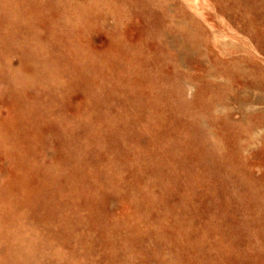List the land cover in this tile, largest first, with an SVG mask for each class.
Segmentation results:
<instances>
[{
	"label": "rangeland",
	"instance_id": "rangeland-1",
	"mask_svg": "<svg viewBox=\"0 0 264 264\" xmlns=\"http://www.w3.org/2000/svg\"><path fill=\"white\" fill-rule=\"evenodd\" d=\"M92 1L0 0V229L73 264H264V0Z\"/></svg>",
	"mask_w": 264,
	"mask_h": 264
},
{
	"label": "bare ground",
	"instance_id": "bare-ground-1",
	"mask_svg": "<svg viewBox=\"0 0 264 264\" xmlns=\"http://www.w3.org/2000/svg\"><path fill=\"white\" fill-rule=\"evenodd\" d=\"M32 1V0H31ZM89 1H91V2H94V1H92V0H89ZM96 1V0H95ZM100 1V0H99ZM108 1H110V0H108ZM138 1V0H137ZM144 1H146V0H144ZM70 2H72V1H70ZM162 2V1H161ZM10 3V2H9ZM21 3V2H20ZM75 3L78 5V3H77V1H75ZM81 3V2H80ZM84 3V4H83ZM82 3V5H83V7L85 6V2H83ZM94 3H96V2H94ZM138 3V2H137ZM43 4V3H42ZM73 4V3H72ZM72 4H71V6L69 5V7H72ZM87 4V3H86ZM104 4V3H103ZM106 4V3H105ZM123 4V3H122ZM159 4V3H158ZM162 4V3H161ZM168 4V3H167ZM21 5H23V3L21 4ZM29 5V4H28ZM77 5H75V6H77ZM90 5V4H89ZM95 5H97V4H95ZM124 5H127L126 3L124 4ZM129 5V4H128ZM127 5V6H128ZM134 5V4H133ZM139 5V4H138ZM149 5V4H148ZM150 5H152V4H150ZM164 4H162V6H163ZM87 6V5H86ZM91 6V5H90ZM89 6V7H90ZM106 6V5H105ZM162 6H160V7H162ZM165 6H168V5H165ZM17 7V6H16ZM29 8H30V5L28 6ZM68 7V8H69ZM88 7V8H89ZM144 7V6H143ZM5 8V7H4ZM14 8V7H13ZM101 8H103V7H101ZM108 8V7H107ZM131 8V7H130ZM149 8V7H148ZM153 8V5H152V7H151V9ZM163 8V7H162ZM161 8V9H162ZM25 9V8H24ZM103 9H105V8H103ZM103 9L101 10V13H102V11H103ZM150 9V8H149ZM165 9V8H164ZM15 10V8L13 9V11ZM25 10H27V7H26V9ZM72 10V9H71ZM106 10V9H105ZM156 10V9H155ZM167 10V9H166ZM13 11H12V13H13ZM107 12H108V10H106ZM131 11H132V9H131ZM23 12H25V11H23ZM27 12L29 13V9H28V11H26V14H27ZM150 12V11H149ZM153 12V11H152ZM4 13H5V11H4ZM15 13V12H14ZM104 13H105V11H104ZM133 13V12H132ZM30 14H32L31 12H30ZM111 14V13H110ZM134 14V13H133ZM162 14H163V12H162ZM169 15V17L172 15V14H170V13H168ZM14 15V14H13ZM27 15H29V14H27ZM99 15V14H98ZM105 15V14H104ZM135 15V14H134ZM29 16H31V15H29ZM42 16H44V15H42ZM41 16V17H42ZM103 16V15H102ZM180 16H183V15H180ZM1 17V16H0ZM4 17V16H3ZM32 17V16H31ZM68 17L70 18V16L68 15ZM68 17H67V20H68ZM105 17V16H104ZM103 17V18H104ZM111 17V16H110ZM110 17H108V18H110ZM11 18V17H10ZM29 19H30V17H28ZM43 18V17H42ZM103 18H102V20H103ZM107 18V17H106ZM105 18V19H106ZM172 18V17H171ZM175 18V17H174ZM176 18H177V16H176ZM180 18V17H179ZM185 18V17H184ZM7 19V18H6ZM104 19V20H105ZM173 19V18H172ZM35 21L36 23H37V20L38 19H33L32 18V21ZM171 20V19H170ZM185 20V19H184ZM122 21V20H121ZM103 22V21H102ZM102 22L100 23V24H102ZM174 22V21H173ZM2 23V22H1ZM32 23H34V22H32ZM107 23V22H106ZM106 23H104V24H106ZM2 25V24H1ZM32 25V24H31ZM107 25V24H106ZM186 25H187V23H186ZM188 26H189V24H188ZM35 27L37 28V26L35 25ZM80 27V26H79ZM172 27V26H171ZM23 28V27H22ZM21 28V29H22ZM38 28H39V25H38ZM189 28V27H188ZM190 28H191V26H190ZM190 28H189V30H190ZM114 29V28H113ZM171 29V28H170ZM175 29V28H174ZM192 29V28H191ZM53 30V29H52ZM111 30V29H110ZM168 30V29H167ZM177 30V29H176ZM188 30V29H187ZM114 31H115V29H114ZM171 31H172V29H171ZM170 31V32H171ZM4 33V32H3ZM70 33V32H69ZM161 34H162V32H160ZM172 34H173V31L171 32ZM180 33V32H179ZM40 34H42L41 32H40ZM52 35H53V32L51 33ZM50 34V35H51ZM57 34V33H56ZM59 34V33H58ZM175 34H177L176 32H175ZM193 34V33H192ZM9 35V34H8ZM55 35V34H54ZM163 35H164V33H163ZM174 35V34H173ZM178 35V34H177ZM181 35V34H180ZM11 36V35H10ZM161 36V35H160ZM165 36V35H164ZM192 36H195V35H192ZM9 37V36H8ZM52 37V36H51ZM61 37H63V35H61ZM149 37V36H148ZM166 37V36H165ZM164 37V38H165ZM5 38H7V37H5ZM64 38H65V36H64ZM147 38V37H146ZM182 38V37H181ZM195 38V37H194ZM194 38H193V40H194ZM20 39H22V38H20ZM110 39V38H109ZM148 39V38H147ZM162 39V38H161ZM183 39V38H182ZM187 39V38H186ZM29 40V39H28ZM53 40V39H52ZM55 40V39H54ZM54 40H53V42H54ZM177 40V39H176ZM176 40H174V41H176ZM192 40V39H191ZM5 41V40H4ZM56 41V40H55ZM173 41V42H174ZM183 41H184V39H183ZM196 41H197V39H196ZM196 41H195V43H196ZM3 42V41H2ZM161 42V41H160ZM189 42V41H188ZM25 43H27V42H25ZM61 43V42H60ZM64 44H65V42H63ZM67 43V42H66ZM7 44H9L8 42H7ZM22 44V43H21ZM59 44V43H58ZM63 44V46L64 47H67V46H65ZM174 44H175V42H174ZM185 44V43H184ZM12 45H14V44H12ZM20 45V44H19ZM61 45V44H60ZM70 45V44H69ZM73 45V44H72ZM178 45V44H177ZM181 45H183V43H181ZM181 45H179L180 47H181ZM191 45V44H190ZM195 45V44H194ZM23 46V45H22ZM168 46V45H167ZM187 46H188V44H187ZM192 46V45H191ZM5 48H6V46H4ZM62 47V46H61ZM1 48V47H0ZM60 48V47H59ZM177 48V47H176ZM182 48H183V46H182ZM192 49H193V47H191ZM179 50V49H178ZM63 51V50H62ZM3 52H4V50H3ZM6 52V51H5ZM5 54V53H4ZM184 57V56H183ZM69 58V57H68ZM178 58V57H177ZM70 59H71V57H70ZM173 59V58H172ZM185 59V58H184ZM175 60V59H174ZM177 61H178V59H177ZM175 62V61H174ZM234 63V62H233ZM214 69V68H213ZM212 69V70H213ZM218 69V68H217ZM216 70V69H215ZM220 70V69H219ZM218 70V71H219ZM207 71V70H206ZM210 72V71H209ZM214 72V71H213ZM216 72V71H215ZM221 72V71H220ZM211 73V72H210ZM217 73V72H216ZM240 73V72H239ZM238 73V74H239ZM242 73V72H241ZM245 74V73H244ZM218 75H219V73H218ZM240 75H242V74H240ZM239 75V76H240ZM216 76H217V74H216ZM249 76V75H248ZM151 77V76H150ZM214 77V76H213ZM245 77V76H244ZM207 78H208V76H207ZM210 78V77H209ZM247 78V77H246ZM249 79V78H248ZM217 80V79H216ZM211 81H212V79H211ZM218 81V80H217ZM257 81V80H256ZM219 82V81H218ZM230 82V81H229ZM252 82V81H251ZM179 83H181V82H179ZM221 83V82H220ZM226 83V82H225ZM261 83V82H260ZM260 83H259V85H260ZM256 84V83H255ZM262 84V83H261ZM55 85H57V84H55ZM181 85H183V84H180V87H181ZM220 85V84H219ZM254 85V84H253ZM257 85V84H256ZM255 85V86H256ZM178 86V85H177ZM249 86V85H248ZM251 86H252V84H251ZM263 86V85H262ZM158 87H159V85H158ZM182 87H184V86H182ZM232 87V86H231ZM257 87V86H256ZM229 88H230V86H229ZM252 88V87H251ZM178 89V88H177ZM186 90V89H185ZM178 91H180V90H178ZM177 91V92H178ZM183 91V90H182ZM232 91H234V90H232ZM176 92V93H177ZM184 92V91H183ZM227 92V91H226ZM44 93V92H43ZM118 93V92H117ZM180 93H182V92H180ZM231 93H233V92H231ZM236 93V92H235ZM184 94V93H183ZM230 94V93H229ZM42 96H44L43 94H41ZM119 95V94H118ZM177 95H178V93H177ZM228 95V94H227ZM237 95H239V94H237ZM165 96V95H164ZM226 96V95H225ZM225 96H224V98H225ZM185 98V97H184ZM244 98V97H243ZM139 99V98H138ZM178 99V98H177ZM165 100V99H164ZM223 100H225V99H223ZM6 102V101H5ZM7 102H9V101H7ZM111 102H113V101H111ZM139 102V101H138ZM141 102H143V101H141ZM174 102H176V101H174ZM180 101H178V103H179ZM2 103V102H1ZM215 103H217V102H215ZM220 103V102H219ZM138 104V103H137ZM136 105V104H135ZM138 106V105H137ZM215 107V106H214ZM212 108V107H211ZM210 111H212V109L210 110ZM262 113V112H261ZM105 114V113H104ZM247 114H249V113H247ZM95 115V114H94ZM261 115V114H260ZM200 116H202L201 114H200ZM256 116H258L259 117V115H257L256 114ZM262 117L264 118V116H263V114H262ZM261 117V118H262ZM247 118H249V117H247ZM256 118V117H255ZM102 119V118H101ZM124 119V118H123ZM122 119V120H123ZM127 119V118H126ZM152 119V118H151ZM205 119V118H204ZM258 119V118H257ZM253 120V119H252ZM107 121V120H106ZM110 121V120H109ZM141 121V120H140ZM175 121V120H174ZM196 121H197V119H196ZM250 121V120H249ZM126 122V121H125ZM130 122V121H129ZM168 122V121H167ZM199 122V124H201V121H198ZM150 123V122H149ZM184 123V122H183ZM246 123H248V122H246ZM227 124V123H226ZM244 124V123H243ZM255 124V123H254ZM50 125V124H49ZM130 125V124H129ZM128 125V126H129ZM165 125V124H164ZM167 125V124H166ZM165 125V126H166ZM171 125V124H170ZM228 125H230V124H228ZM242 125V124H241ZM256 125V124H255ZM70 126V125H69ZM149 126V125H148ZM162 126H163V124H162ZM183 126V125H182ZM227 126V125H226ZM244 126H246L245 124H244ZM161 127V126H160ZM159 127V128H160ZM202 127H203V125H202ZM201 127V128H202ZM58 128V127H57ZM75 128V127H74ZM168 128V127H167ZM184 128H186L185 127V125H184ZM207 128V127H206ZM27 128H25V130H26ZM199 130H200V128H198ZM59 130V129H58ZM247 130V129H246ZM27 131H28V129H27ZM98 131V130H97ZM201 131V130H200ZM209 131V130H208ZM250 131V130H249ZM94 132V131H93ZM151 132V131H150ZM56 133V132H55ZM158 133V132H157ZM199 133V132H198ZM201 133V132H200ZM207 133V131H205V134ZM245 133H246V131H245ZM248 133V132H247ZM31 134V133H30ZM89 134H90V132H89ZM146 134V133H145ZM173 134H175V133H173ZM201 134H203L204 135V133H201ZM149 135V134H148ZM178 135V134H177ZM183 135V134H182ZM203 135H200L199 134V136H203ZM250 135V134H249ZM43 136H45V135H43ZM206 136V135H205ZM207 137H208V134H207ZM47 138V137H46ZM203 138H205L204 136H203ZM150 139V138H149ZM206 139V138H205ZM204 140V139H203ZM209 140V139H208ZM240 141H241V139H239ZM179 141H180V139H179ZM217 141H221V140H217ZM35 142V141H34ZM211 142V141H210ZM36 143V142H35ZM199 143H200V141H199ZM209 143V142H208ZM220 143V142H219ZM222 143V142H221ZM240 143H242V142H240ZM240 143H238V145H240ZM244 143V142H243ZM202 144V143H201ZM201 144H199V145H201ZM207 145V144H206ZM202 146V145H201ZM208 146H209V144H208ZM212 147L214 146V145H211ZM40 147V146H39ZM203 147V146H202ZM206 147V146H205ZM210 147V146H209ZM208 147V148H209ZM215 147V146H214ZM225 147V146H224ZM223 147V148H224ZM240 147V146H239ZM196 147H194V149H195ZM242 148V147H241ZM240 148V149H241ZM218 149V148H217ZM35 150V149H34ZM173 150H174V148H173ZM214 150H215V148H214ZM220 148H219V152L218 153H220ZM225 150V149H224ZM224 150H221V151H224ZM36 151V150H35ZM34 151V152H35ZM45 151V150H44ZM56 151H57V149H56ZM208 152H210L209 150H207ZM14 152V151H13ZM212 153H213V151H211ZM242 152V151H241ZM36 153V152H35ZM57 153V152H56ZM204 153H205V151H204ZM37 154V153H36ZM35 154V155H36ZM210 154V153H209ZM216 154V153H215ZM215 154H214V156H215ZM206 155V157H207V154H205ZM211 156H212V154H210ZM244 155V154H243ZM46 156V155H45ZM56 156V155H55ZM177 156V155H176ZM199 156H201L202 157V155H199ZM47 157V156H46ZM54 157V156H53ZM197 157V156H196ZM216 157V156H215ZM37 158V157H36ZM195 158V157H194ZM217 158V157H216ZM220 158V157H219ZM13 159H14V157H13ZM186 159H187V157H186ZM185 159V160H186ZM215 159V158H214ZM243 159V158H242ZM37 160H38V158H37ZM182 160V159H181ZM212 160V159H211ZM192 161V160H191ZM204 161V160H203ZM64 162H68V161H66V159H65V161ZM211 162H213V161H211ZM211 162H209L210 164H211ZM215 162V161H214ZM71 164V162H68V164ZM204 163V162H203ZM7 164V163H6ZM66 164V163H65ZM69 164V165H70ZM205 164H207L206 163V161H205ZM5 166V165H4ZM213 166V165H212ZM204 167H205V165H204ZM208 167H209V164H208ZM211 168V167H210ZM217 170V169H216ZM219 170V169H218ZM207 172H209V171H207ZM210 174V173H209ZM215 174V173H214ZM152 175V174H151ZM210 175H213V174H210ZM218 175H220V173L218 172ZM155 176V175H154ZM6 177V176H5ZM260 177V176H259ZM263 176H261V178H262ZM258 178V177H257ZM6 179V178H5ZM228 179V178H227ZM209 180V179H208ZM254 180V179H253ZM62 181V180H61ZM60 181V182H61ZM164 181V180H163ZM2 182H3V179H2ZM155 182V181H154ZM210 183V182H209ZM160 184V183H159ZM184 184V183H183ZM162 187V186H161ZM70 188V187H69ZM221 188V187H220ZM250 188V187H249ZM71 189V188H70ZM196 190L197 189H195V192H196ZM194 191V190H193ZM192 191V192H193ZM220 191V190H219ZM70 192H72V191H70ZM89 192V191H88ZM169 192H171L170 190H169ZM262 192V191H261ZM85 193H87V191L85 192ZM166 194V193H165ZM78 195V194H77ZM90 195V194H89ZM233 195V194H232ZM59 198V197H58ZM63 198V197H62ZM61 199V198H60ZM208 200V199H207ZM218 200H219V197H218ZM63 201V200H62ZM74 201V200H73ZM72 201V202H73ZM82 202V201H81ZM74 204V203H73ZM81 205V204H80ZM78 206V205H77ZM212 206V205H211ZM12 208V207H11ZM13 209V208H12ZM70 209V208H69ZM75 209V208H74ZM260 209V208H259ZM68 211V210H67ZM253 211V210H252ZM263 211V210H262ZM10 212V211H9ZM256 212H258V210L256 211ZM259 212H261V211H259ZM1 213V212H0ZM28 213H29V211H28ZM56 214V213H55ZM261 215V214H260ZM31 217V216H30ZM29 217V218H30ZM85 218V217H84ZM226 218V217H225ZM1 219V218H0ZM31 219V218H30ZM75 219V218H74ZM83 219V218H82ZM228 219V218H227ZM231 219V218H230ZM217 220V219H216ZM253 220V219H252ZM135 221H137V220H135ZM4 222H9L6 226L7 227H9L10 229H6V227H2V229H0V264H73V262H72V259H73V257L75 256V251L74 250H71L70 252H69V254H64V253H61L59 250L60 249H56V247H53L52 248V246L51 247H49V246H45V244H43V242H46V243H49V244H51V245H53V244H55V243H58L57 241H59V239H54V240H52V241H48V240H44V239H42V234H41V232H39L38 230H35L34 229V231L31 229V230H29L28 228H26V226H24V225H22L20 222H18V223H15V226H12V222H13V220H5ZM254 222V221H253ZM29 223H31V222H29ZM79 223V222H78ZM220 224H221V222H219ZM0 224H3L2 223V221H0ZM248 224V223H247ZM246 224V225H247ZM29 225V224H28ZM232 225V224H231ZM42 228V227H41ZM93 230V229H92ZM247 230V229H246ZM248 231V230H247ZM168 232V231H167ZM248 233V232H247ZM223 236V235H222ZM45 238V237H44ZM185 240H187V239H185ZM126 243V242H125ZM124 243V244H125ZM217 243V242H216ZM230 243V242H229ZM238 244V243H237ZM131 245V244H130ZM145 245H146V243H145ZM3 246V247H2ZM55 246V245H54ZM194 246V245H193ZM197 246V245H196ZM258 246H260V245H258ZM185 247V246H184ZM249 247V246H248ZM3 248H5V249H3ZM131 248V247H130ZM188 248V247H187ZM200 248V247H199ZM258 248V247H257ZM63 249H65V248H63ZM66 250V249H65ZM178 251V250H177ZM213 251V250H212ZM249 251V250H248ZM82 252V251H81ZM128 252V251H127ZM218 252V251H217ZM85 255V254H84ZM81 256H83V255H81ZM86 256V255H85ZM76 258H78V257H76ZM82 258V257H81ZM239 258V257H238ZM241 258V257H240ZM78 263V262H77ZM156 264H172V263H170V262H166V261H162V260H158V262L156 263Z\"/></svg>",
	"mask_w": 264,
	"mask_h": 264
}]
</instances>
